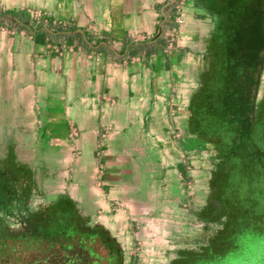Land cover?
I'll use <instances>...</instances> for the list:
<instances>
[{
  "label": "crops",
  "instance_id": "crops-1",
  "mask_svg": "<svg viewBox=\"0 0 264 264\" xmlns=\"http://www.w3.org/2000/svg\"><path fill=\"white\" fill-rule=\"evenodd\" d=\"M232 57L264 103V0H0V232L66 199L121 264H165L211 210L197 103Z\"/></svg>",
  "mask_w": 264,
  "mask_h": 264
},
{
  "label": "rangeland",
  "instance_id": "rangeland-1",
  "mask_svg": "<svg viewBox=\"0 0 264 264\" xmlns=\"http://www.w3.org/2000/svg\"><path fill=\"white\" fill-rule=\"evenodd\" d=\"M231 46L236 49L237 43ZM212 65L215 82L211 91H202L199 109L213 119L214 201L206 218L197 216L191 232L181 236V248L170 250L165 264H264V133L258 132H264V103L257 99L258 90H251L253 59L217 58ZM18 206L23 213L34 208L14 202L6 210ZM20 220L30 222L23 233L36 225L33 218H5L13 229Z\"/></svg>",
  "mask_w": 264,
  "mask_h": 264
},
{
  "label": "trees",
  "instance_id": "trees-1",
  "mask_svg": "<svg viewBox=\"0 0 264 264\" xmlns=\"http://www.w3.org/2000/svg\"><path fill=\"white\" fill-rule=\"evenodd\" d=\"M253 76L255 83L251 90H256V75L253 73ZM214 82L212 76L203 83L197 103L198 126L202 132L208 130L211 134L214 133L212 116L202 114L199 99L203 90H212ZM208 138L210 141L211 135ZM33 222L36 225L32 229L16 237L0 236V259L6 264H104V260L121 264L117 244L101 229H86L82 217L66 199L46 206Z\"/></svg>",
  "mask_w": 264,
  "mask_h": 264
},
{
  "label": "flooded vegetation",
  "instance_id": "flooded-vegetation-1",
  "mask_svg": "<svg viewBox=\"0 0 264 264\" xmlns=\"http://www.w3.org/2000/svg\"><path fill=\"white\" fill-rule=\"evenodd\" d=\"M29 245V244H28ZM48 262H50V263H52V259L51 258H48ZM0 264H6L5 263V260H3V259H0ZM104 264H110L109 262H105V260H104Z\"/></svg>",
  "mask_w": 264,
  "mask_h": 264
}]
</instances>
